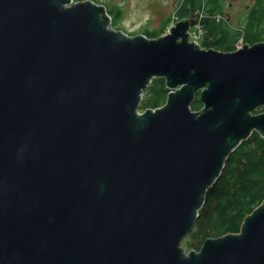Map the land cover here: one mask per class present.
<instances>
[{
    "label": "water",
    "instance_id": "1",
    "mask_svg": "<svg viewBox=\"0 0 264 264\" xmlns=\"http://www.w3.org/2000/svg\"><path fill=\"white\" fill-rule=\"evenodd\" d=\"M195 22L132 37L91 0H0V264H264V201L183 246L230 155L264 138V41L204 49ZM155 78L166 102L141 113Z\"/></svg>",
    "mask_w": 264,
    "mask_h": 264
},
{
    "label": "trees",
    "instance_id": "2",
    "mask_svg": "<svg viewBox=\"0 0 264 264\" xmlns=\"http://www.w3.org/2000/svg\"><path fill=\"white\" fill-rule=\"evenodd\" d=\"M83 0H74L79 2ZM96 2V0H93ZM222 3V4H221ZM100 4H103L100 2ZM106 5V4H105ZM220 0H183L177 14L178 18L205 10V37L203 47L225 52L234 51L242 40L244 44L254 45L264 41V0H253L243 12L239 26L232 25L225 16ZM113 18V26L119 24L122 11L119 7H108ZM165 27L164 29H166ZM145 30L149 38H158L165 30ZM169 93L164 78H155L144 94L141 110L154 109L165 104ZM199 95L192 104L194 111L202 109ZM264 201V138L254 132L228 158L222 177L210 188L207 202L200 211L192 233L185 238L183 246L187 252L199 251L209 238H220L227 234H239L246 216Z\"/></svg>",
    "mask_w": 264,
    "mask_h": 264
},
{
    "label": "rangeland",
    "instance_id": "3",
    "mask_svg": "<svg viewBox=\"0 0 264 264\" xmlns=\"http://www.w3.org/2000/svg\"><path fill=\"white\" fill-rule=\"evenodd\" d=\"M98 3L119 7L123 13L116 28L123 29L129 34H141L145 30L161 31L167 27L168 32L178 20L177 11L183 0H96ZM205 1V0H204ZM208 2V1H207ZM222 10L231 12V24L239 26L243 12L253 0H220ZM232 3V5H230ZM222 4V3H221ZM244 44V43H242ZM238 45H241L239 43ZM214 49V48H212Z\"/></svg>",
    "mask_w": 264,
    "mask_h": 264
},
{
    "label": "built area",
    "instance_id": "4",
    "mask_svg": "<svg viewBox=\"0 0 264 264\" xmlns=\"http://www.w3.org/2000/svg\"><path fill=\"white\" fill-rule=\"evenodd\" d=\"M206 17V15L204 14V12H200V16H199V22L202 24L203 19ZM199 24V26L197 27V30L195 32L192 33L191 38L192 40L199 42L202 39V34H203V30H202V25Z\"/></svg>",
    "mask_w": 264,
    "mask_h": 264
},
{
    "label": "bare ground",
    "instance_id": "5",
    "mask_svg": "<svg viewBox=\"0 0 264 264\" xmlns=\"http://www.w3.org/2000/svg\"><path fill=\"white\" fill-rule=\"evenodd\" d=\"M212 49V48H211ZM213 50H216V49H213ZM200 96L199 97V100H200V102H201V94L200 93H195V98H194V100H193V102L195 101V99L197 98V96ZM193 102L191 103V109H192V104H193ZM202 103V102H201ZM202 105H203V103H202ZM203 108V107H202ZM202 110V109H201ZM201 110H199V111H201ZM192 111H194L193 109H192ZM199 111H195V112H199Z\"/></svg>",
    "mask_w": 264,
    "mask_h": 264
},
{
    "label": "flooded vegetation",
    "instance_id": "6",
    "mask_svg": "<svg viewBox=\"0 0 264 264\" xmlns=\"http://www.w3.org/2000/svg\"><path fill=\"white\" fill-rule=\"evenodd\" d=\"M205 1L207 2V1H210V0H205ZM230 5H232V3H230ZM224 12H225V11H224ZM226 13H227L228 15H230V16L232 15L231 12H226ZM225 15H226V14H225ZM230 16H228V18L225 16V18H226L229 22H230V20H231V19H230V18H231ZM230 23H231V22H230ZM114 27H115V26H114ZM115 29H117V30H121V29H118V28H116V27H115ZM123 31H124V30H123Z\"/></svg>",
    "mask_w": 264,
    "mask_h": 264
}]
</instances>
